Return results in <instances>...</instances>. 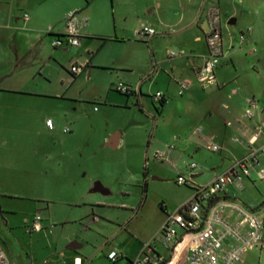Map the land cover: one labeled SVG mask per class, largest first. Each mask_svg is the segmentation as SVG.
Segmentation results:
<instances>
[{"label": "crops", "instance_id": "crops-1", "mask_svg": "<svg viewBox=\"0 0 264 264\" xmlns=\"http://www.w3.org/2000/svg\"><path fill=\"white\" fill-rule=\"evenodd\" d=\"M232 4L231 9H226L220 0H0V96H31L28 86L40 88L45 85L43 91L34 94L50 97L54 74L59 75L64 69L73 75V82L94 80L106 91L105 103L114 111L125 112L128 125H138V129L146 132L152 127V139L145 153L147 161H170L171 156L178 153L200 154L204 148L202 144L211 142L220 147L223 163H229L217 166L222 169L221 173L210 174L214 168L208 162H191L179 173L192 180L189 188L194 191L195 187L208 185L236 162L264 146L263 3L254 13L248 12L258 23L256 30L245 25L244 9H238L243 0H232ZM72 13L79 23L80 44L55 48L53 42L64 37ZM215 16H219L221 24L224 54L215 71L216 83L203 87L197 73L209 52L207 35ZM241 21L244 26L236 30L233 26ZM144 26L154 28L157 35L140 38L137 32ZM253 50L256 52L251 53ZM171 51H183L185 55L171 57ZM75 65L84 68L79 75L71 72ZM100 73L104 74L101 76ZM60 76L64 82L63 73ZM184 81L190 86L180 96V85ZM5 83L9 86H3ZM118 83L134 89L128 97L136 98L137 107L132 105L129 110L132 103L123 97L124 94L120 97L112 95L113 87ZM159 92L166 100L162 108L155 100ZM249 98L257 102L253 118L246 114ZM109 113L110 109H107L105 114ZM48 120L51 119L45 122L47 130L55 131V123L50 129ZM66 129L64 132L70 133L69 128ZM160 129L168 135L158 137ZM197 129L202 133H196ZM128 138L126 127L121 126L105 136V147L121 150L127 145ZM160 155L164 157L161 159ZM192 164L196 168L192 169ZM262 170L264 161L260 165L254 164L247 179L251 182L261 179ZM162 172V168H156V173ZM199 177L203 178L195 180ZM247 184L245 178L229 184L223 193L224 199L264 215V189L260 191L259 202L253 205L239 201V189H245ZM89 193L111 195L110 187L101 182H95ZM101 197L91 203L99 207L111 205ZM122 206L127 207L126 204ZM173 212L175 210L166 206V216L158 219L154 235ZM36 217L41 216L36 215L32 222L26 221L30 232L39 230L34 228ZM240 221L241 218L235 215L233 223ZM6 255L10 264H67L64 260H51L49 255L31 256L25 248L10 249ZM119 255L128 258L129 264L137 257ZM184 255L185 251H182L181 258ZM253 261L259 264L264 261V248L249 251L238 264H252ZM69 262L85 264L80 257L69 259ZM86 262L94 264L95 261Z\"/></svg>", "mask_w": 264, "mask_h": 264}, {"label": "rangeland", "instance_id": "rangeland-1", "mask_svg": "<svg viewBox=\"0 0 264 264\" xmlns=\"http://www.w3.org/2000/svg\"><path fill=\"white\" fill-rule=\"evenodd\" d=\"M220 1L226 9L233 6L232 0ZM260 3L264 15V0H243L238 8L244 9L245 25L255 30L258 23L248 12L257 11ZM243 26L241 21L233 27ZM72 76L66 69L55 73L50 97L34 94L45 85L28 86L31 96H0V244L6 254L10 249L25 248L31 256L49 255L51 260L67 264L75 257L85 264L86 260L129 264L128 259L110 262L108 255L116 251L138 256L143 244L158 235L153 232L158 219L166 216V206L176 211L192 197L189 185L178 184L185 165L208 162L213 175L222 172L218 165L229 163H223L224 155L210 151L208 144H202L200 154L178 153L170 161H147L152 127L146 132L138 125H128L125 112L114 111L105 103L102 85L89 79L73 82ZM113 90V96L123 95L115 87ZM123 97L132 103L127 109L137 107L136 98ZM48 118L55 123V131L47 130ZM121 126L129 134L127 145L118 151L105 147V136ZM66 128L70 133L64 132ZM165 133L160 129L157 135L166 137ZM156 168L164 173L159 175ZM244 178L249 185L239 189V201L253 205L261 199L264 181ZM95 182L109 186L111 195L90 194ZM97 197L111 205L94 206L91 202ZM36 215L43 219L41 228L30 232L26 221L32 222Z\"/></svg>", "mask_w": 264, "mask_h": 264}, {"label": "built area", "instance_id": "built-area-1", "mask_svg": "<svg viewBox=\"0 0 264 264\" xmlns=\"http://www.w3.org/2000/svg\"><path fill=\"white\" fill-rule=\"evenodd\" d=\"M137 34L140 38L147 39L156 36L157 32L150 26H144ZM242 41H245L244 36ZM79 44V23L72 13L67 20L64 37L56 39L53 46L74 47ZM207 44L208 55L197 73L198 81L203 87L216 83L215 71L224 54L219 16H215L212 20ZM254 52L256 50L251 53ZM169 55L177 57L185 53L171 51ZM83 69V66L75 65L71 72L79 75ZM189 86V82H182L179 95L182 96ZM115 89L124 95L134 93V89L124 83H118ZM163 99H165L163 93L156 94L157 102L160 103ZM256 109L257 102L249 98L247 116L253 118ZM47 126L53 129V121L48 120ZM257 129L260 130L261 127ZM65 132L68 130L66 129ZM196 133L201 134L202 130L197 129ZM208 149L214 153L220 151V147L213 142L209 143ZM163 157L164 155H160L161 159ZM262 161H264V146L252 151L247 158L238 161L208 185L195 187L192 197L167 216L158 235L143 244L139 255L131 264H238L249 251L259 247L264 248V215H258L234 201L226 200L223 195L229 184L242 181L244 176H250V164L260 165ZM191 168H196V165L192 164ZM260 176L264 180V172ZM191 182L192 180L186 175H181L178 179L179 185H189ZM235 215L240 217L241 221L234 224ZM39 222L41 217H36L35 229H40ZM228 241L230 244H227ZM182 251H185V255L181 258ZM120 256L114 251L108 255V259L115 262ZM0 264H10L1 244Z\"/></svg>", "mask_w": 264, "mask_h": 264}, {"label": "trees", "instance_id": "trees-1", "mask_svg": "<svg viewBox=\"0 0 264 264\" xmlns=\"http://www.w3.org/2000/svg\"><path fill=\"white\" fill-rule=\"evenodd\" d=\"M127 96H130V95H127ZM166 104V100L165 99H163V100H161L160 101V106H161V108L164 106ZM186 186H188V185H186ZM189 187V186H188ZM124 259H128V258H126V257H124L123 255H121L115 262H113V263H118V262H120L121 260H124ZM129 260V259H128Z\"/></svg>", "mask_w": 264, "mask_h": 264}]
</instances>
